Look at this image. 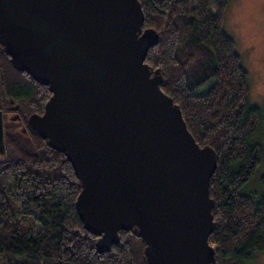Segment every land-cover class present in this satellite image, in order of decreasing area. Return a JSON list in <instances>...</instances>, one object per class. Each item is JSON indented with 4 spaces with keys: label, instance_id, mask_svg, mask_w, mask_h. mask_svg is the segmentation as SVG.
Segmentation results:
<instances>
[{
    "label": "water",
    "instance_id": "water-1",
    "mask_svg": "<svg viewBox=\"0 0 264 264\" xmlns=\"http://www.w3.org/2000/svg\"><path fill=\"white\" fill-rule=\"evenodd\" d=\"M144 20L140 0H0V45L51 91L28 124L71 162L97 250L136 229L149 264H218L209 242L217 154L146 62L159 34ZM3 123L0 110L4 153Z\"/></svg>",
    "mask_w": 264,
    "mask_h": 264
},
{
    "label": "trees",
    "instance_id": "trees-1",
    "mask_svg": "<svg viewBox=\"0 0 264 264\" xmlns=\"http://www.w3.org/2000/svg\"><path fill=\"white\" fill-rule=\"evenodd\" d=\"M140 1L144 28L159 34L146 62L163 75L161 87L180 105L196 141L217 154L210 180L217 225L209 236L216 260L246 264L264 250V192L241 190L264 162L256 140L264 115L250 101L248 70L224 28L227 1ZM50 95L0 45V264H149L136 229H121L118 243L97 250L98 236L85 229L76 207L82 186L71 162L28 124ZM16 104L20 117L11 116Z\"/></svg>",
    "mask_w": 264,
    "mask_h": 264
},
{
    "label": "rangeland",
    "instance_id": "rangeland-1",
    "mask_svg": "<svg viewBox=\"0 0 264 264\" xmlns=\"http://www.w3.org/2000/svg\"><path fill=\"white\" fill-rule=\"evenodd\" d=\"M226 1L224 28L234 38L236 51L248 70L250 101L260 106L264 115V0ZM256 140L264 150V119ZM3 156L0 150V158ZM263 174L264 162L241 190L251 195H261L264 192ZM246 264H264V250L257 251Z\"/></svg>",
    "mask_w": 264,
    "mask_h": 264
},
{
    "label": "flooded vegetation",
    "instance_id": "flooded-vegetation-1",
    "mask_svg": "<svg viewBox=\"0 0 264 264\" xmlns=\"http://www.w3.org/2000/svg\"><path fill=\"white\" fill-rule=\"evenodd\" d=\"M12 108H13V109H12V112H11V113H12L11 116H14V115H15V116H17V117H20V114H19V105H17V104H16V105H13ZM31 115H32V114H31ZM29 117H30V115H29ZM29 117H28V118H29ZM28 118H27V120H28Z\"/></svg>",
    "mask_w": 264,
    "mask_h": 264
}]
</instances>
